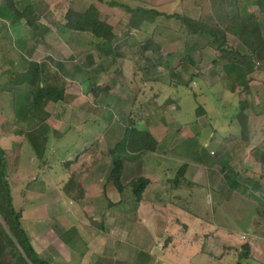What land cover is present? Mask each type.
<instances>
[{
  "label": "rangeland",
  "instance_id": "rangeland-1",
  "mask_svg": "<svg viewBox=\"0 0 264 264\" xmlns=\"http://www.w3.org/2000/svg\"><path fill=\"white\" fill-rule=\"evenodd\" d=\"M216 1L218 2V0H21L19 6L22 8L29 3L36 7L42 17L41 27L49 30L45 35L39 30L34 42L30 41L32 33L25 23L21 28L22 35L18 38L10 22L0 18V149L4 150L8 157V182L13 205L17 211L26 209L24 207L26 199L44 195L46 199L38 213L44 229L48 228L56 233L61 240H71L73 235L71 228L76 226L87 239L92 234L96 235L88 241L93 240L91 244L96 245L95 252L108 258L115 257L118 261L126 260L128 264H150L143 253L149 251L152 241L149 235L157 244L151 254V264L177 263L175 252L181 249L178 245H175L177 248H171L168 242L172 239L171 241L175 243L177 238L185 244L188 240L186 237L183 238L186 234L184 227L177 224V217L183 224L189 222L190 230L196 232H199V224L195 223L196 216L202 220L209 219L210 222L220 224L224 228H235V223L226 218L218 207L223 203L225 195L228 197L229 194L224 195L208 189L205 184L206 175L201 174L213 159H216L213 166L217 170L223 169V160L230 161L234 167H240V159L236 156H230L232 160L230 157L220 159L223 147L236 151L235 147L240 142V129L235 116L242 101L250 104L246 114L250 122L251 135L256 134V144L261 141L259 139L263 135L261 131H264V70L257 69L249 77L250 95H246L242 88L233 94L232 82L227 78L226 66L220 60V53L206 48L202 52L203 58L198 67L180 65L182 86L177 82L169 85L163 81L146 82L140 71L143 67L140 45L153 38L162 44L167 54L181 50L184 47L183 36L174 33L180 34L182 27L176 19L161 18L154 24L144 23L138 30H133L129 27V15L123 8L129 7L134 10L145 8L165 15H180L209 22L210 19L217 17L213 8ZM254 2L255 0H237L242 13L255 14L264 26V14L260 12L258 6L255 7ZM3 3L4 0H0V6ZM113 3L117 6H112ZM91 6L99 10L98 19L111 25L117 36L115 43L118 54L117 66L108 73L97 72L102 60L97 53L92 35L70 32L65 27L68 10L84 13ZM23 39L28 40V43ZM228 41L236 52L248 55V51L238 39L229 35ZM48 58L63 63L66 71L71 70V77L66 80L71 99L68 103L50 104L46 108L41 118V121H46L43 127L31 133L38 150L34 151L33 145L26 138H13L17 137L14 131L18 127L22 125L24 128L27 127L26 123H22L24 120L22 115L25 112L22 109L25 105L24 100L21 103L19 100L24 99L22 95L29 96L31 91L28 83L19 85L17 81L23 77L27 68L31 66L35 68ZM216 61L219 63L215 64ZM73 66L88 71L92 78L87 80L73 69ZM108 67L109 64L104 63V69ZM54 71L56 73L55 69L51 72ZM97 87L103 92L95 98L92 90ZM200 108L206 111L201 117L197 116ZM17 121L22 125H18ZM133 125H137L139 130L149 131L159 143L156 154L145 155L142 159L143 175L154 183L148 189L151 198L165 195L166 200L175 199L174 196L168 195L170 190H167L171 185L166 183L176 178L178 170L184 163H188L191 169H199V175L197 174L195 180L197 184L186 181L181 192L175 194H180L181 199L178 201L183 205L182 208L190 209L196 214L189 217L188 222L184 219L183 212L176 215V218L169 216L172 212H169L171 209L167 207L168 203L158 207L161 220L163 218L164 222H157L155 217H151L153 221L147 216L149 209L154 208L152 205L144 203L137 212L133 204L119 205L117 198L115 204L119 207L111 210L108 203L99 199L103 193L112 194L114 191L113 188L111 190L106 188L115 167L114 159L109 157L108 152L123 139L126 129ZM230 125L232 131H228ZM231 135L236 136L235 140L228 143L222 141ZM99 137L101 139L98 151L88 152ZM137 162L138 159L126 163V180L135 177ZM68 163H71L70 167H66ZM72 172L76 173L79 187L67 191L65 187ZM222 183L224 184V178L221 185ZM109 196L112 197L110 194ZM262 209L264 210V207ZM27 217L30 216L27 214ZM88 217L99 222L104 220L105 232L97 231V227L91 225ZM259 221L261 223L264 219L260 218ZM31 228L33 232L28 230V226L26 229L33 236L41 238L38 240L40 244V241L48 237L43 228L38 226L34 228L33 225ZM200 228L205 229V226L200 225ZM141 234H144L143 238ZM146 236L147 242L139 245L140 241L145 242ZM126 237L132 244L126 242ZM56 240L55 244L59 243L57 237ZM217 244L220 247L217 248L215 255L220 257L219 253L222 254L224 250L222 243ZM70 246L71 249L85 250L87 253L89 249L91 250L89 247L80 246L77 240ZM165 246L171 250L166 251ZM37 249L41 257L43 249L39 247ZM190 251H193L192 248ZM87 256L89 259L91 255L88 253ZM61 257L64 259L68 256L61 254ZM77 261L78 257H75V262ZM181 264L189 263L186 261ZM212 264L236 263L225 257L223 261H212Z\"/></svg>",
  "mask_w": 264,
  "mask_h": 264
},
{
  "label": "trees",
  "instance_id": "trees-1",
  "mask_svg": "<svg viewBox=\"0 0 264 264\" xmlns=\"http://www.w3.org/2000/svg\"><path fill=\"white\" fill-rule=\"evenodd\" d=\"M20 3L21 0H4L3 5L0 6V18L10 22L18 38L22 35L21 28L23 23H25L26 27L31 30L30 33H32L30 41L34 42L38 37L37 33L39 30L43 32V35L47 34L49 30L43 26L41 27L40 21L42 17L34 5L29 3L22 8L19 6ZM215 3L213 8L216 10L217 17L210 19L209 22L203 19L193 20L180 15H165L159 11L145 8L134 10L129 7H123L130 18L129 27L133 30H138L144 23L154 24L161 18L176 19L182 27L180 34L174 33V35L183 36L184 47L181 50H174L167 54L164 52L162 44L153 38L140 45L141 61H143V67H141L140 71L144 81L151 83L163 81L166 85L177 82L178 85L182 86L183 77L179 70L180 65L198 67L203 58L202 52L206 48H210L219 52L220 60L225 63L227 78L232 82L231 92L235 94L239 88H242L246 95H250L249 77L257 69L264 70V26L261 25L255 14L251 12L242 13L237 0H218ZM253 4L258 6L260 12L264 14V0H255ZM115 5V3L112 4V6ZM98 15L99 10L95 6L89 7L84 13L68 10L65 16V27L70 32L92 35L95 40L97 53L102 60L97 72L108 73L117 66L118 54L115 47L117 36L113 32V27L106 22L100 21ZM229 35L242 43L248 51V55H242L230 46ZM23 41L28 43V40L25 41L23 39ZM19 43L21 44V41ZM104 63L109 64L107 69H104ZM218 63V61L215 62V64ZM53 69L56 70V73L55 71L54 73L51 72ZM73 69L81 73L87 80L92 78L89 72L81 67L73 66ZM70 72V69L66 71L63 63L48 58L35 68L32 66L27 68L23 77L17 81L19 85L28 83L31 91L29 96L22 95L24 99H18L20 103L24 100L25 105L22 109L25 112L22 115L24 117L22 123H26L27 127L24 128L22 123L17 121L18 125L22 126L18 127L14 134L25 137L30 141L34 151L38 150L31 138V133L43 127L46 121H41V118L45 114L46 108L50 104L70 102L71 98L66 87V80L71 77ZM102 92L99 87L92 90L95 98H98ZM238 108L239 111L235 116V120L240 129V142L237 148L235 147V152L252 146L251 127L246 114L250 104L247 101H242ZM205 114L206 111L204 109H198L197 116L201 117ZM100 139L99 137L97 142L88 149V152L96 153L98 151ZM158 148L159 143L149 131L139 130L137 125H133L126 129L123 139L113 149L109 150L108 155L114 159L115 165L110 181L121 197L120 205L129 206V204H133L135 211H138L140 205L147 200H153V202L162 205L172 201V198L166 200L167 197L165 195L151 198L148 189L153 186V183L143 175V157L156 154ZM253 151L264 174V148L255 146ZM229 154L226 157H230ZM136 159L139 162L135 166V177L131 180H126V163ZM213 160L214 162L216 161V159ZM196 162L199 163L198 161ZM222 164L225 184L231 192L237 191V184L231 182L229 178V173L233 171L230 161L223 160ZM70 165L71 163H68L66 167H70ZM189 167L188 163H184L178 170L176 178L168 181V185H171L167 190H170L168 195L175 197V193L182 190V185L187 181L186 175ZM8 170L9 161L7 154L0 149V264H50L35 251L22 226V213L17 211L13 205V197L8 182ZM70 177L65 187L67 191L75 190L79 187L76 173L72 172ZM260 203L264 205V200L260 201ZM113 206L115 204L109 202V207ZM136 218L138 220V217ZM91 225L105 232L104 222H97L91 219ZM245 248L249 252V247ZM105 263H109L108 260L100 259L97 264ZM110 264L112 263L110 262ZM116 264L125 263L117 261Z\"/></svg>",
  "mask_w": 264,
  "mask_h": 264
},
{
  "label": "crops",
  "instance_id": "crops-1",
  "mask_svg": "<svg viewBox=\"0 0 264 264\" xmlns=\"http://www.w3.org/2000/svg\"><path fill=\"white\" fill-rule=\"evenodd\" d=\"M257 7V6H255ZM253 7V8H255ZM247 10V9H246ZM230 123H233V121H230ZM264 129V128H263ZM232 126L230 125L228 127V131H232ZM263 134L261 138V141L259 143H255L256 139V134L251 135L252 138V146L247 148V149H242V150H235L231 151L228 148L225 149L223 147V154L221 159L223 157L225 158L228 153H230V156H236L239 158V163L240 167H234L232 164V172L229 173L230 175V181L235 182L237 184V191H230L229 187L221 182L224 178L222 169L217 170L215 166L214 161H211L208 167H206V170H203V174L201 175H206V180L205 184L208 187V189L214 190L215 192L219 193H228L229 196L223 198V203L218 206L220 209V212L224 214V216L228 219H231L235 223V228L234 229H229V228H224L220 224H215L214 222H210V220H202L196 214L192 213L190 209L187 208H182L183 205L179 203L181 196L176 195L175 199L173 198L171 202H167V207L171 210L169 212H172L169 216H178L180 212H183L185 214L184 219L187 220L188 218L192 216H196L195 223L199 224V232H196L195 230H190V224H183L180 222V218L177 217L176 221L177 224L182 225L184 227V232L186 238L188 240L186 241L185 244L181 243L179 240L176 238V242H172L170 239L168 242V245L171 244V248H177L175 245H178V247L181 249L179 252L176 253V259L177 263L175 262L174 264H181V262H188L189 264H212V261L216 260L217 262L223 261L225 257H227L230 260H233L236 264H264V221L260 223L259 219L263 218L264 219V210L262 209L264 207L263 204L260 203V201L264 200V174L262 173L261 166L257 162L255 153H254V148L255 146H259L261 148H264V131H261ZM232 136V137H231ZM230 139H224L222 141L228 143L231 140H235L234 138L236 136L231 135ZM22 136H13V138H21ZM25 138V137H24ZM7 139V140H6ZM5 140L8 142L9 138L7 137ZM13 141V140H12ZM16 142V141H15ZM21 146H19V149ZM237 148V145H236ZM228 158V157H227ZM232 160V158H231ZM201 166H198L200 168ZM191 170V171H190ZM199 169L197 168H189L187 171V176L186 180L190 184H197L196 178ZM199 175V174H198ZM233 176V177H232ZM110 183L107 184V187L109 190L111 188L114 189L113 193H103L101 197L99 198L102 200V202L108 203L109 207V202H112L115 204V199H119L117 202L119 204L121 197L119 193L117 192L116 188L114 187L113 183L109 181ZM153 183V182H152ZM154 184V183H153ZM168 185V182L166 183ZM181 192V190H180ZM177 193V192H176ZM175 193V194H176ZM112 195V197L109 196ZM177 197V198H176ZM46 197L44 195H38L37 198L34 199H26L24 203V207L26 209L21 210L22 212V226L27 233V235L30 238L31 235V243L33 245V248L35 251L40 255V252L38 251L37 247L39 249H43L41 254V258L49 262L50 264H97L100 259H105L108 260L109 263L105 264H116L118 260L114 258H108L101 256V254H98L97 252L94 251L95 246H93L91 242H88L91 240V237H95V234H92V236L87 239L86 236L84 237V234H81V230L73 226L72 232V239H66V240H61L56 233H53L51 230H48V228L44 229L42 222H41V217L38 215L41 211V204L44 202ZM179 200V201H178ZM148 204L152 205V207L149 209L147 216L150 217L151 220H153L151 217H155V221L157 222H164L163 218L161 220V212L159 211L162 204L155 203L153 200H147L144 201L142 204ZM140 205V207L142 206ZM120 205V204H119ZM44 206V205H43ZM165 206V205H164ZM119 207L115 204V206L110 207L111 210L114 208ZM139 207V209H140ZM138 209V210H139ZM159 209V210H158ZM138 212V211H137ZM28 216L26 218V215ZM139 214V213H138ZM151 214V215H149ZM168 216V215H167ZM168 216V217H169ZM138 217V215H137ZM139 218V217H138ZM91 219L88 217L89 222L91 223ZM96 221L95 219H93ZM154 221V220H153ZM99 222V221H97ZM101 222H104L101 221ZM142 224V223H141ZM32 225L34 228L38 226L39 228H43L45 235H48V237H44V241H40L41 244L38 242L41 238L37 236H33L28 230L30 229L32 232ZM105 225V222H104ZM200 225L205 226V229L200 228ZM28 226V230L26 229ZM94 227V226H93ZM76 228V229H75ZM97 231H100L96 229ZM175 230V229H174ZM147 231V230H146ZM103 233V232H102ZM150 239V245H149V253L148 252H143L145 255V259L148 261V263L151 264V254L154 252V248L157 247V244L153 237L149 235ZM57 239L59 240V243H56ZM141 237H144V234H141ZM140 237V240L142 239ZM147 237H145L144 241H140L139 245H142L147 242ZM35 238V240H34ZM127 238L126 242H130ZM131 238V237H130ZM43 239V237H42ZM73 240V241H72ZM74 240H77L78 244L80 246L84 247H89L88 253L91 255L89 256V259L87 258V252L85 250H76L75 248L71 249V244L73 245ZM218 240V242H217ZM36 241V242H35ZM69 241V242H68ZM71 241V243H70ZM132 242V241H131ZM130 242V244H132ZM222 243L223 246V253H219L220 257L216 256L217 248L220 247L217 243ZM36 243V244H34ZM62 243V244H61ZM70 248H69V246ZM206 248V246H208ZM140 247V246H139ZM245 247H249V252ZM171 248L168 246H165L166 251H170ZM192 248L193 251H190ZM245 249V250H244ZM185 251H189V253H186ZM79 253V254H78ZM61 254H66L68 257L64 258L61 257ZM141 254V253H140ZM44 255H46L44 257ZM81 256V257H80ZM75 257H78V261L75 262ZM107 258V259H106ZM202 258V259H201ZM125 264H128L125 262Z\"/></svg>",
  "mask_w": 264,
  "mask_h": 264
}]
</instances>
